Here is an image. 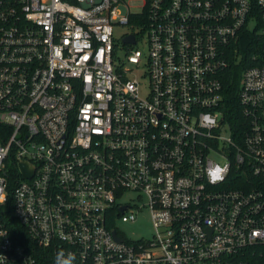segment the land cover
<instances>
[{
    "label": "built area",
    "instance_id": "built-area-1",
    "mask_svg": "<svg viewBox=\"0 0 264 264\" xmlns=\"http://www.w3.org/2000/svg\"><path fill=\"white\" fill-rule=\"evenodd\" d=\"M145 208L151 236L126 237L118 222ZM61 249L75 264H264V0H0V264Z\"/></svg>",
    "mask_w": 264,
    "mask_h": 264
},
{
    "label": "rangeland",
    "instance_id": "rangeland-1",
    "mask_svg": "<svg viewBox=\"0 0 264 264\" xmlns=\"http://www.w3.org/2000/svg\"><path fill=\"white\" fill-rule=\"evenodd\" d=\"M131 10H137L138 9V3L129 1L128 2ZM130 29L128 26H119L116 25L114 27V33L115 37H120L123 33L128 32ZM139 48L143 54L142 60L139 64V68H136L135 66L128 65L129 68L132 69V72L138 73L137 70L142 71L145 68V56L146 53V46L144 42L138 41L136 46H133V48ZM118 54L123 57L124 51L121 49L118 51ZM214 159L218 162H223V158L213 155ZM135 194L127 192L125 193L124 198L122 201L124 203H132V199H134ZM118 227L120 230L124 233L126 237L135 239V238H149L152 234V224L150 219V213L148 209H143L142 211L136 213L135 220L134 221H127V222H118Z\"/></svg>",
    "mask_w": 264,
    "mask_h": 264
},
{
    "label": "trees",
    "instance_id": "trees-1",
    "mask_svg": "<svg viewBox=\"0 0 264 264\" xmlns=\"http://www.w3.org/2000/svg\"><path fill=\"white\" fill-rule=\"evenodd\" d=\"M246 38H243L238 43V49L237 53L243 56V61L239 66H235V73L239 72L241 70V67L243 68L248 63V54L250 52L251 46L250 41L247 39L248 36H245ZM252 40V39H251ZM238 73V74H239ZM237 74V76H238ZM234 75L231 73L225 83V91H224V98H225V114L228 117V120L230 123L235 124L239 122V113H238V102H237V84H238V78H233ZM10 190V188H9ZM12 204V197L10 195V192L8 193L7 202L5 205V210L7 213L11 209Z\"/></svg>",
    "mask_w": 264,
    "mask_h": 264
},
{
    "label": "clouds",
    "instance_id": "clouds-1",
    "mask_svg": "<svg viewBox=\"0 0 264 264\" xmlns=\"http://www.w3.org/2000/svg\"><path fill=\"white\" fill-rule=\"evenodd\" d=\"M223 169L217 165L216 171L210 174V179L214 182L215 180L222 179L220 172ZM54 264H75V256L71 252H65V250H58L55 254Z\"/></svg>",
    "mask_w": 264,
    "mask_h": 264
},
{
    "label": "water",
    "instance_id": "water-1",
    "mask_svg": "<svg viewBox=\"0 0 264 264\" xmlns=\"http://www.w3.org/2000/svg\"><path fill=\"white\" fill-rule=\"evenodd\" d=\"M122 41H123V42H131V43H133V42H134V38H133L132 35H130V36L124 38ZM19 165H20V169H21L22 173H23L25 176H28V177L31 176L32 171H31L30 165H29L27 162L22 161V162H20ZM114 237H115L116 239H119L118 236H117L115 233H114Z\"/></svg>",
    "mask_w": 264,
    "mask_h": 264
}]
</instances>
